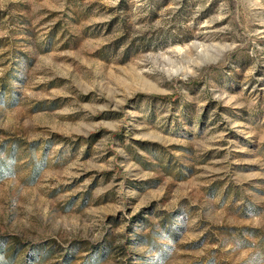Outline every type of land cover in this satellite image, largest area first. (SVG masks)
<instances>
[{
    "label": "rangeland",
    "instance_id": "obj_1",
    "mask_svg": "<svg viewBox=\"0 0 264 264\" xmlns=\"http://www.w3.org/2000/svg\"><path fill=\"white\" fill-rule=\"evenodd\" d=\"M0 264H264V0H0Z\"/></svg>",
    "mask_w": 264,
    "mask_h": 264
},
{
    "label": "trees",
    "instance_id": "obj_2",
    "mask_svg": "<svg viewBox=\"0 0 264 264\" xmlns=\"http://www.w3.org/2000/svg\"><path fill=\"white\" fill-rule=\"evenodd\" d=\"M157 98L162 99L164 101H174L176 99L173 94H171V95H161V96H157Z\"/></svg>",
    "mask_w": 264,
    "mask_h": 264
}]
</instances>
